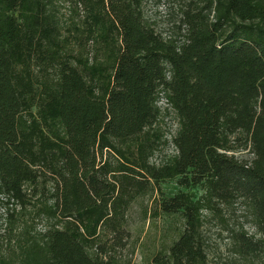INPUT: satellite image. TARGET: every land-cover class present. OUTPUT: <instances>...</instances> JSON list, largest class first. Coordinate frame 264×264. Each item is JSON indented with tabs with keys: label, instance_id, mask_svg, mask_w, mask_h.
<instances>
[{
	"label": "trees",
	"instance_id": "16d2710c",
	"mask_svg": "<svg viewBox=\"0 0 264 264\" xmlns=\"http://www.w3.org/2000/svg\"><path fill=\"white\" fill-rule=\"evenodd\" d=\"M146 2L0 0V264H131L145 200L182 223L152 264H208L204 213L238 201L260 237L240 230L236 251L264 254V0H186L171 33ZM161 97L178 127L156 163ZM167 181L188 191L162 198Z\"/></svg>",
	"mask_w": 264,
	"mask_h": 264
},
{
	"label": "rangeland",
	"instance_id": "374dc122",
	"mask_svg": "<svg viewBox=\"0 0 264 264\" xmlns=\"http://www.w3.org/2000/svg\"><path fill=\"white\" fill-rule=\"evenodd\" d=\"M186 0H147L144 8L146 19L156 23L158 31L171 33L173 25L181 20L180 9ZM62 14L68 17V7L62 8ZM163 126L166 135L175 132L177 121L174 114L170 113L164 120ZM167 139V138H166ZM176 153L171 143L166 144L156 153L153 161L159 163L170 159ZM236 158L241 161L250 162L254 155L251 151L242 150L235 153ZM162 198H171L179 191L187 192L180 188L176 181L161 183ZM199 198L204 192L199 189L189 191ZM150 201L138 202L131 210L129 216L128 230L130 231L129 249L125 255L131 259V264H152L154 256L161 251H166L178 237L181 222L178 218L160 216L158 218L144 217V207L150 206ZM14 206L0 205V240L6 229V220L9 209ZM18 209V208H17ZM203 234L205 238L208 264H261L264 254L260 257L243 258L236 251L234 244L235 234L240 230L247 232L249 236L259 238L252 213L248 204L238 201L235 205L224 208V218L217 217L211 212L204 213ZM46 220L35 221L36 231H42L47 225ZM1 256V251H0Z\"/></svg>",
	"mask_w": 264,
	"mask_h": 264
},
{
	"label": "built area",
	"instance_id": "2783aa9c",
	"mask_svg": "<svg viewBox=\"0 0 264 264\" xmlns=\"http://www.w3.org/2000/svg\"><path fill=\"white\" fill-rule=\"evenodd\" d=\"M157 105H158V107L161 109V111H162L164 114H165V112H166V109L168 110V112L172 113V110H171V108L169 107V104H168V102H167V100H166L165 98L161 97V98L159 99ZM177 127H178V125H177ZM177 127H176V130H177ZM176 130H175V132H174L173 134H171V135H169V136L166 135V138H167V140H168L170 143H171V141H172L173 136L176 134Z\"/></svg>",
	"mask_w": 264,
	"mask_h": 264
}]
</instances>
